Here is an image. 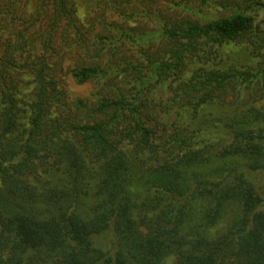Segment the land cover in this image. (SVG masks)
Listing matches in <instances>:
<instances>
[{
  "label": "trees",
  "instance_id": "16d2710c",
  "mask_svg": "<svg viewBox=\"0 0 264 264\" xmlns=\"http://www.w3.org/2000/svg\"><path fill=\"white\" fill-rule=\"evenodd\" d=\"M145 1L0 0V264H264V37L224 2ZM238 38L255 65L182 77Z\"/></svg>",
  "mask_w": 264,
  "mask_h": 264
},
{
  "label": "rangeland",
  "instance_id": "374dc122",
  "mask_svg": "<svg viewBox=\"0 0 264 264\" xmlns=\"http://www.w3.org/2000/svg\"><path fill=\"white\" fill-rule=\"evenodd\" d=\"M109 1L111 0H96V10L92 13L93 15L102 14L106 20L109 19H117L114 13H110L112 7L109 6ZM112 1H119V0H112ZM219 2H224L226 4L225 8H221L223 11H227L224 9H240L247 13H252L254 15V25L258 26L261 31V35L264 37V0H217ZM27 4V7H31L32 3L31 0H23V4ZM116 5V4H114ZM134 5V4H133ZM145 8L146 13L151 15L152 11H156L159 14L162 13L163 15H173V11L169 10L163 0H157L156 2H151L150 0L145 1L142 4ZM117 6V5H116ZM194 9L198 7L196 2L192 3ZM135 9L139 7L134 5ZM169 10H166V8ZM173 9L171 6L169 7ZM27 9V8H26ZM175 11L176 15V10ZM151 25V23H148ZM146 27H143V29ZM142 28H139L141 30ZM155 29V28H153ZM201 59H205V57L201 56ZM258 58H254L249 53V44L246 38H238L233 41H228L223 43L218 48V55L210 54L207 60L202 62L199 61L198 58H194L191 62L187 63L184 72L182 73V77L188 76L192 69L203 65L206 68L214 67L223 69L228 65H246L251 64L255 65L257 63ZM204 62V63H203ZM25 71V70H23ZM31 76L28 73H23V83L29 81ZM61 83L64 87L66 98L68 100L73 99L75 97H86L91 90L93 89L92 83H77L71 78L66 72H62L61 76ZM30 85L23 84V99H26L27 91L30 89ZM1 98V96H0ZM255 105H259L257 102ZM219 105L209 106L205 109V113H212L214 114L216 111H219ZM129 147V146H128ZM252 180L256 184V187L259 188L260 194L263 198L262 204L264 208V172L261 173H253ZM214 232V229L211 230V234ZM111 234L109 232L102 233L98 235L95 239V244L107 246L109 243L108 238H110Z\"/></svg>",
  "mask_w": 264,
  "mask_h": 264
}]
</instances>
